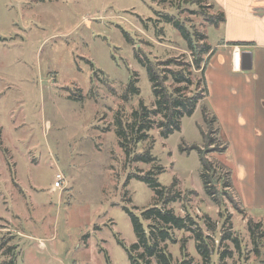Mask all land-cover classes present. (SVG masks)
I'll use <instances>...</instances> for the list:
<instances>
[{
    "label": "rangeland",
    "instance_id": "obj_1",
    "mask_svg": "<svg viewBox=\"0 0 264 264\" xmlns=\"http://www.w3.org/2000/svg\"><path fill=\"white\" fill-rule=\"evenodd\" d=\"M217 10L213 0H0V264H131L133 217L148 233L143 214L157 204L154 189L135 177L148 174L162 187L175 183L179 198L167 209L193 219L213 249L209 264L264 262V237L255 246L249 231L252 221L264 235V207H245L241 191L253 167L240 157L236 127L247 119L222 54L206 77L212 129L199 105L168 139L161 116H152L146 140L128 139L125 147L118 135V118L125 128L140 102L155 109L136 53L154 64L173 59L160 69L183 71L193 85L175 84L166 73L167 87L201 93L203 73L164 17L215 49L226 38L225 25L212 24ZM135 78L140 94L125 102ZM148 151L152 162L134 161ZM199 151L216 176L231 172L232 188L217 186L218 203L203 188ZM59 174L64 182L56 189ZM174 239L167 244L173 264H205L192 233L177 231Z\"/></svg>",
    "mask_w": 264,
    "mask_h": 264
},
{
    "label": "trees",
    "instance_id": "obj_2",
    "mask_svg": "<svg viewBox=\"0 0 264 264\" xmlns=\"http://www.w3.org/2000/svg\"><path fill=\"white\" fill-rule=\"evenodd\" d=\"M202 2L209 0H201ZM213 10L214 5H209ZM169 24L179 30L182 39L187 45L188 51L193 56V67L196 71H202V91L201 93L194 94L191 97H187L181 94L182 88L178 87L171 89L167 87V82L169 81V76L175 84L181 85L187 83L188 85H193L191 78L186 75L183 71L173 72L167 69H160L161 67H169L175 63L173 59H169L161 63H153L147 57L142 58L139 53H136V58L146 69L149 81L151 84V89L155 98V109L149 110L143 102H140V106L137 111L132 115V122H128L124 128L120 118L118 122L120 128L118 130V135L126 143L128 139H134L136 143L146 140L148 138V133L152 130L154 121L153 117L161 116V121L158 127L161 129V134L163 138L168 139L175 132L181 131V121L182 119L192 117L195 113L197 107L202 105L203 117L208 125L209 129L213 128V124H217V119L210 115L208 106L206 105V99L208 97V86L205 77L206 69L210 63L211 57L214 55L215 50L211 46L202 43L205 38L198 34L191 33L186 27L181 26L179 22H174L169 16L164 17ZM212 19V24L219 26L224 24L225 14L224 12L217 10L215 17ZM231 46L245 45L243 43H230ZM208 57L204 61V57ZM168 73V75H163ZM137 79H133L123 95V100L128 102L133 96L139 95L140 91L136 86ZM211 116V119L209 117ZM203 135L204 142L212 146L215 143L214 139H211L210 134L217 135L218 131L212 130L210 134H205L201 131ZM218 137V136H217ZM218 140V138H216ZM229 149L226 144L223 151ZM192 150H195L193 147ZM154 159L151 157L150 152H146L144 155H137L134 158L136 162L150 163ZM200 160V178L202 181L203 188L206 194L214 201L218 203L217 196V186L222 183L225 189H231L233 184L231 181V172L228 171L223 177L216 176V169L214 164L206 158L203 151H199ZM159 173H162V168H157ZM138 180L149 184L155 191L157 196V204L153 208L144 212L143 216L146 221L150 224L148 226V233L144 229L140 221L133 217V228L137 237V243L134 244L130 250H128L131 264H173L172 256L167 251L168 243H176L174 239V233L177 231H183L192 233L196 241V249L198 254L201 256L205 264H209L211 257L213 255V249L209 246L206 237H204L202 231L196 232L193 227L195 225L194 221L190 217L181 218L177 217L173 210L167 209L169 204L175 203L179 198L176 193H173V188L175 183L169 188L162 187L158 184L155 179L151 176H135ZM227 195V194H226ZM161 204L159 208L158 205ZM242 205V203H241ZM243 207V206H242ZM246 211V209L243 207ZM260 224L254 225L252 221L249 222V231L252 235L253 244L258 245V241L264 237L260 234ZM237 243V241H235ZM184 249V247H183ZM225 257V254H224ZM223 258V257H222ZM182 264H189L186 261ZM260 264H264L261 262Z\"/></svg>",
    "mask_w": 264,
    "mask_h": 264
},
{
    "label": "crops",
    "instance_id": "obj_3",
    "mask_svg": "<svg viewBox=\"0 0 264 264\" xmlns=\"http://www.w3.org/2000/svg\"><path fill=\"white\" fill-rule=\"evenodd\" d=\"M213 2L225 14L226 21L223 25L226 38L214 49L215 53L210 61L214 62L222 54L220 60L236 73L235 81L238 88L236 99L243 109L242 117L247 119L245 125L236 127V135L240 140L241 159L253 167L252 172L246 175L248 181L242 179L244 180L242 198L245 207L261 208L264 207V0H213ZM230 43L245 45L231 46ZM235 48H239L241 52V70L238 72L233 69ZM220 49L223 51L218 52ZM243 53L252 55L251 64L248 55L242 57ZM242 62L246 70L242 69ZM208 68L209 65L205 77L209 73ZM255 134L260 136L257 141L251 140V136ZM243 162H239L238 167ZM242 205L244 207V204Z\"/></svg>",
    "mask_w": 264,
    "mask_h": 264
},
{
    "label": "built area",
    "instance_id": "obj_4",
    "mask_svg": "<svg viewBox=\"0 0 264 264\" xmlns=\"http://www.w3.org/2000/svg\"><path fill=\"white\" fill-rule=\"evenodd\" d=\"M233 69L237 72L241 70V52L239 48H235L233 52ZM63 182H64L63 176L60 174L57 175L54 187L56 189L61 188V186L63 185Z\"/></svg>",
    "mask_w": 264,
    "mask_h": 264
},
{
    "label": "water",
    "instance_id": "obj_5",
    "mask_svg": "<svg viewBox=\"0 0 264 264\" xmlns=\"http://www.w3.org/2000/svg\"><path fill=\"white\" fill-rule=\"evenodd\" d=\"M246 55L249 56V58H250V64H251L252 55L251 54H248V53H243L242 57L244 58ZM242 69L243 70H246L245 67H244V62H242ZM250 69H251V65H250Z\"/></svg>",
    "mask_w": 264,
    "mask_h": 264
}]
</instances>
